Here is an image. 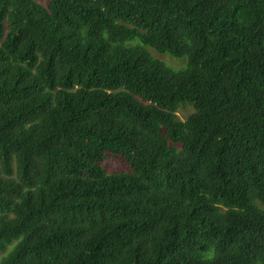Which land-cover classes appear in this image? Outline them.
Instances as JSON below:
<instances>
[{"label": "trees", "instance_id": "16d2710c", "mask_svg": "<svg viewBox=\"0 0 264 264\" xmlns=\"http://www.w3.org/2000/svg\"><path fill=\"white\" fill-rule=\"evenodd\" d=\"M0 264H264V0H0Z\"/></svg>", "mask_w": 264, "mask_h": 264}, {"label": "rangeland", "instance_id": "374dc122", "mask_svg": "<svg viewBox=\"0 0 264 264\" xmlns=\"http://www.w3.org/2000/svg\"><path fill=\"white\" fill-rule=\"evenodd\" d=\"M38 2L42 3L43 5H48L50 0H37ZM155 56L163 59L164 61L168 62L174 67H180L181 65H185L187 63V57L184 58H176L171 56L168 53L161 54L155 50H152ZM192 111L191 107H187L185 109L180 110L179 114L181 115L182 118H186L187 115ZM104 166L106 169L110 172L114 171H121L125 168V165L123 164L122 161L115 159L112 156L107 157V159L104 161Z\"/></svg>", "mask_w": 264, "mask_h": 264}]
</instances>
